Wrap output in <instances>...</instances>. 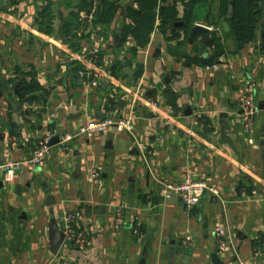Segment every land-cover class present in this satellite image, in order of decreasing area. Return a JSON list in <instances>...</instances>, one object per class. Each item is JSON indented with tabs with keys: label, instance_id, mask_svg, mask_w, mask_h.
I'll list each match as a JSON object with an SVG mask.
<instances>
[{
	"label": "crops",
	"instance_id": "1",
	"mask_svg": "<svg viewBox=\"0 0 264 264\" xmlns=\"http://www.w3.org/2000/svg\"><path fill=\"white\" fill-rule=\"evenodd\" d=\"M129 1L3 0L0 163L29 158L45 137L60 143L41 168L0 176V264H213L218 227L233 235L234 249L218 252L226 264H264L261 30L241 45L224 0H156L152 32L140 44L122 33L129 10L140 6L125 8ZM173 5L180 19L162 26L160 8ZM198 24L212 30L208 42L191 37ZM219 49V67L209 68L214 63L201 59L214 60ZM85 68L99 73L98 87L78 75ZM20 73L35 75L42 88L33 102L14 92ZM251 85L252 144L238 106ZM128 118L134 135L115 126L79 135L92 122ZM188 178L219 195L207 193L192 209L164 197L167 184ZM64 210L77 214L86 250L66 244L52 252L50 222Z\"/></svg>",
	"mask_w": 264,
	"mask_h": 264
},
{
	"label": "built area",
	"instance_id": "2",
	"mask_svg": "<svg viewBox=\"0 0 264 264\" xmlns=\"http://www.w3.org/2000/svg\"><path fill=\"white\" fill-rule=\"evenodd\" d=\"M98 59V51H94V57L92 62L96 63ZM209 68L217 69L219 63H214ZM78 75L88 81L89 86L98 87L100 85V75L92 68L80 69ZM238 106L241 110L242 124L245 133L248 136L249 143H254L252 138V124L255 115L258 112V107L253 95V86H249L241 94L238 100ZM110 126H115L120 131H126L132 135L135 134V124L131 118L128 119H106L99 122H92L87 127L82 128L79 135L92 137L96 133L106 131ZM68 138L67 140H69ZM50 137L40 139L34 148L32 155L29 158L22 160H10L0 163V176H15L16 173L23 169L28 168L34 170L41 168L45 164L47 154L49 152L48 142ZM141 151L146 150V146L143 143H139ZM93 179L98 181L100 179V172L93 170ZM204 192L219 195V190L205 181H194L190 178L179 184H167L163 188V195L165 198H178L182 201L187 209H192L194 206L201 203ZM135 235L139 234L140 223L134 219ZM59 226L64 233V243L67 245H76L82 250L89 248V240L86 234L77 227V214L68 210H64L60 216ZM216 240L218 245V252L224 254L234 249L232 232L225 227H218L216 229ZM190 237L187 238V241Z\"/></svg>",
	"mask_w": 264,
	"mask_h": 264
},
{
	"label": "trees",
	"instance_id": "3",
	"mask_svg": "<svg viewBox=\"0 0 264 264\" xmlns=\"http://www.w3.org/2000/svg\"><path fill=\"white\" fill-rule=\"evenodd\" d=\"M154 3L156 4V0H139V8L129 10L127 17L131 20V23L123 27V35L132 34L140 44L147 42L157 15L153 9ZM230 4H232V11L229 10ZM111 8H114L113 5ZM223 12L241 45L254 40L258 31L261 30L262 50L264 51V9L262 8L261 0H224ZM99 13L101 14L102 12ZM159 15L162 17V26L173 25L180 19L175 5L162 6L159 10ZM183 19L188 20L189 17ZM219 43H221L220 38L216 35L213 36L211 44L217 46ZM223 53L224 51L219 49L214 60H201L208 64L218 63V57ZM16 85L19 86L24 99L30 102L38 99L36 93L42 90L35 75L32 73H20L17 76Z\"/></svg>",
	"mask_w": 264,
	"mask_h": 264
},
{
	"label": "water",
	"instance_id": "4",
	"mask_svg": "<svg viewBox=\"0 0 264 264\" xmlns=\"http://www.w3.org/2000/svg\"><path fill=\"white\" fill-rule=\"evenodd\" d=\"M136 3V0H130L126 5H125V8H129V7H134ZM261 5H262V8L264 9V0H261ZM3 6V0H0V7ZM93 7H94V1H91V8L90 10H88L87 12V17H86V20L85 22L87 23L88 19H89V16L92 14V10H93ZM230 11H232V4H230ZM177 26H181L183 27L184 24L182 23H177L176 24ZM224 27L226 28V30H229V24L228 23H225L224 24ZM211 35H212V30L209 28V27H206L202 24H198L196 25L192 32H191V37L193 39H196V38H199V39H202L204 42H208L211 38ZM116 40H118V36H116ZM207 56V54L205 55V57ZM124 73H131V69L130 68H125L124 69ZM14 92L15 94H17L19 97H22V94L20 92V88L18 85H16L14 87ZM60 143V138L59 137H52L49 142H48V146L49 147H52L56 144ZM207 195V192H204L203 196H206ZM212 199L217 200V197L216 196H212ZM50 245H51V250L53 253H58L59 250L64 247L66 244L64 243V233L63 231L61 230L60 226H59V223L57 221V219L53 218L50 222ZM144 257L147 256V253L144 252ZM212 263L213 264H226L218 255V251H216L213 255H212ZM141 264H145V261L143 260L141 262Z\"/></svg>",
	"mask_w": 264,
	"mask_h": 264
}]
</instances>
